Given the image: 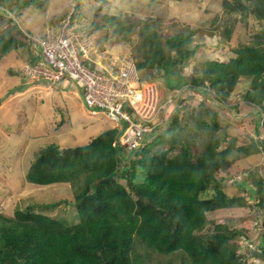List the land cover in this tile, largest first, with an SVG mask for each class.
I'll list each match as a JSON object with an SVG mask.
<instances>
[{
  "label": "trees",
  "instance_id": "obj_1",
  "mask_svg": "<svg viewBox=\"0 0 264 264\" xmlns=\"http://www.w3.org/2000/svg\"><path fill=\"white\" fill-rule=\"evenodd\" d=\"M15 5L18 11L32 5L44 8L47 0H16ZM221 6L243 17L249 12L258 21L264 19V0H221ZM104 18L106 24H118L113 30L122 37H128L141 23L136 66L148 70L150 77L161 74L167 88L196 91L203 97L210 94L215 101L225 102L239 78L245 77L250 84L243 99L260 106L257 114L264 111V29L254 35L253 42L235 47L234 56L227 61L203 60L198 65L200 72L187 78L180 72L203 44L189 26L165 37L162 44L154 23L136 20L127 25L120 24L115 15ZM95 28L103 25L94 23L89 30ZM224 33L229 38L231 27H225ZM25 37L15 23L1 30L0 59L11 50L26 47ZM39 48L29 55V64L42 60ZM205 114L210 121L215 116V112ZM177 115L175 108L165 128L160 130L161 123L156 124L143 135V144L130 149L115 142L118 131L113 127L83 144L41 147L25 180L41 185L70 183L77 221L67 223L31 206L16 209L10 217L0 215V264H149L136 251L137 242L159 254L176 252L180 264H252L247 256L263 257L264 211L257 209L261 234L255 241L245 225L208 218L215 210L246 204L244 196L229 192L225 177H217L220 169L231 164L228 156L233 143L219 148L226 134L216 137V123L210 127L205 118L195 115L197 128L208 138L205 147L193 153L181 135ZM259 142L260 147L251 142L237 149L254 154L264 150V141ZM232 181L238 190L249 192L246 199L253 205L262 204V178L253 181L255 188L246 187L239 178Z\"/></svg>",
  "mask_w": 264,
  "mask_h": 264
},
{
  "label": "rangeland",
  "instance_id": "obj_2",
  "mask_svg": "<svg viewBox=\"0 0 264 264\" xmlns=\"http://www.w3.org/2000/svg\"><path fill=\"white\" fill-rule=\"evenodd\" d=\"M49 1L53 0H47L44 8L32 5L18 11L19 8L15 9L16 0H0V5L6 11L0 10L3 13H0V31L15 23L23 34L26 31L39 37L43 36L44 24H50L48 18L52 16L50 12L53 6L49 7ZM67 1L66 7L54 15H67L72 11V4L78 2L76 15L77 18L81 17V28L86 27L89 30L94 23L102 24L103 28H95L91 31L97 34L99 46L104 47L105 44V48L114 53L125 50L134 56L140 53L141 23L135 26L128 37H122L120 32L116 33L113 30L118 24L116 26L106 24L105 15L117 16L120 24L122 22L129 25L136 20L154 23L162 44L165 37L175 35L182 31V27L189 26L194 30V36L200 38L203 44L197 48L191 60L184 64L180 72L187 78L192 73L200 72L198 65L203 60L227 61L234 56L235 47L253 42L254 35L264 29V19L258 21L249 12L243 17L236 12L224 11L221 0ZM46 7L49 10L45 12ZM55 19L59 20L60 17L56 16ZM57 20H53V24H56ZM227 26L231 27L229 38L224 33ZM25 41L26 47L11 50L6 58L4 55L0 59V215L10 217L16 209L31 206L35 211L73 223L77 221V213L74 206V189L70 183L58 181L46 185L35 184L25 180V172L42 144L48 142V139L51 140L48 143L56 142L60 137L61 131H53L51 135L45 134L44 128L50 130L52 123L61 122L67 125L68 138L65 134L62 138L65 144L74 146L83 144L91 136L110 128L113 122L106 120L101 114L95 116L88 114L78 90L69 80L65 79L56 84L38 76L24 74L22 65L27 63L29 55L36 54L35 46L28 43L26 38ZM141 75L151 78L148 80L157 85L160 102L164 103L157 117L161 123L160 130L166 127L174 109L178 108L177 119L182 125L181 135L183 139L189 141L193 153H198L204 148L208 138L202 129L197 128L195 115L205 118L210 123V127L216 123L217 127L213 132L216 137L220 138L223 132L226 134L219 148L227 142L233 143L228 156L232 159L231 164L225 167L226 169H220L217 177H225L229 192L244 196L246 204L215 210L208 213V218L215 222H229L237 227L245 225L250 239L258 237L261 234L259 224L261 216L257 209L264 211V198L261 205H253L250 199H246L249 192L245 188L238 190L232 181L239 178L244 181L246 187L255 188L253 181L262 178L264 188V150L245 154L237 149L241 145H250L251 142H257L260 147L257 140L264 137V111L260 115L257 114L260 106L246 102L242 97L250 84V79L240 77L238 84L231 90L225 102H222L215 101L210 94L203 97L196 91L180 92V89H169L165 86L161 74L150 77V72L142 69ZM170 97L172 102L166 103L165 100ZM208 112H215L211 121L205 114ZM93 122H102L105 127L91 129ZM79 129H87L90 132L81 139L72 137L74 133L81 134V130L78 132ZM41 132L44 133L43 136ZM154 143H157L156 140ZM51 203L56 205L46 206ZM136 251L143 255L149 264H180L181 262L176 252L159 254L149 251L139 242ZM247 260L252 264H264V256L261 258L247 256Z\"/></svg>",
  "mask_w": 264,
  "mask_h": 264
},
{
  "label": "built area",
  "instance_id": "obj_3",
  "mask_svg": "<svg viewBox=\"0 0 264 264\" xmlns=\"http://www.w3.org/2000/svg\"><path fill=\"white\" fill-rule=\"evenodd\" d=\"M24 35L28 43L40 47L42 60L36 65L24 63L23 73L56 84L69 80L89 114L100 112L113 122L118 131L115 142L134 148L160 123L157 117L164 103L158 87L141 75L131 52L114 53L105 44L99 46L95 35L79 29L69 16L48 24L41 37L26 31ZM261 140L264 137L257 141Z\"/></svg>",
  "mask_w": 264,
  "mask_h": 264
},
{
  "label": "crops",
  "instance_id": "obj_4",
  "mask_svg": "<svg viewBox=\"0 0 264 264\" xmlns=\"http://www.w3.org/2000/svg\"><path fill=\"white\" fill-rule=\"evenodd\" d=\"M67 0H53V1H49V3H50V5H49V7L52 5L53 7H52V10H51V15L55 18L56 16H60V15H54V14H58V12L60 11H62V9L64 8V7H66V3H68V1L66 2ZM56 4V5H55ZM48 7V8H49ZM47 10H49V9H47V7H46V10H44V11H47ZM8 54H10V53H8ZM7 57V54H6V56H4V58H6ZM25 88V87H24ZM23 91V90H22ZM62 92V91H61ZM88 110V109H87ZM89 112V111H88ZM90 113V112H89ZM88 113V114H89ZM97 114H101L100 112H98V113H96V114H90L91 116H95V115H97ZM106 120H109L104 114H101ZM100 117H98V119H99ZM54 122V121H53ZM91 125L93 126L91 129H98V128H102L103 126L105 127V125L102 123V122H100V123H95V122H93V123H91ZM114 126V124H112L111 125V127H113ZM52 128L49 130L48 128H44V130L46 131L45 132V134L46 133H48V134H50V133H52L53 131H61V134H59L60 135V137L59 138H57V140H56V142H50V143H54V144H57V145H59V146H61V147H65V146H69L68 144H65V142L63 141V135L65 134L66 135V138H68V135H67V133H68V131H66L67 130V125H63L61 122H58L57 124L56 123H52V126H51ZM107 127V126H106ZM58 128H60L59 130H57ZM81 130V134H80V131ZM78 135L76 134V133H74L73 134V136L72 137H74V138H79V139H81V138H83V137H85L90 131L89 130H87V129H79L78 130ZM42 133V132H41ZM40 133V134H41ZM42 136L44 135V133H42L41 134ZM51 135V134H50ZM49 141H51V140H49L48 139V142ZM48 142H46V143H43L42 144V147L43 146H45V145H47V144H50V143H48ZM63 142V143H62ZM227 209V208H226Z\"/></svg>",
  "mask_w": 264,
  "mask_h": 264
},
{
  "label": "clouds",
  "instance_id": "obj_5",
  "mask_svg": "<svg viewBox=\"0 0 264 264\" xmlns=\"http://www.w3.org/2000/svg\"><path fill=\"white\" fill-rule=\"evenodd\" d=\"M78 2H76L75 4H72V11L70 12V13H68L67 15H65V16H69L70 17V19L71 20H75V22L78 24V28L79 29H81V30H85V31H87L88 29H86V27L85 28H81V17L80 18H77L78 17V15H76V11L78 12V10H77V4ZM76 7V8H75ZM0 10H4V7H2L1 5H0ZM44 10H46V8L44 9ZM5 11V10H4ZM6 12V11H5ZM46 12V11H45ZM60 17V19L62 18V17H64V16H62V15H60L59 16ZM49 19V21H50V24H53V20H57V19H55L53 16H51L50 18H48ZM59 19V20H60ZM59 20H57V22L59 21ZM57 24V23H56ZM48 24L46 23V24H44V30H45V28H46V26H47ZM90 30H88L87 32L89 33V34H93V35H95V33H93V31H90ZM95 39H96V42H97V34L95 35ZM28 63V62H27ZM113 128H115L114 126H113ZM259 142V141H258ZM260 143V142H259Z\"/></svg>",
  "mask_w": 264,
  "mask_h": 264
}]
</instances>
